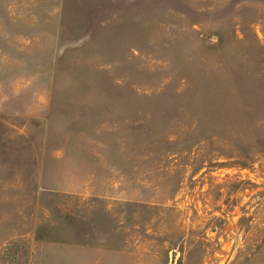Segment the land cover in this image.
<instances>
[{"label":"rangeland","instance_id":"obj_1","mask_svg":"<svg viewBox=\"0 0 264 264\" xmlns=\"http://www.w3.org/2000/svg\"><path fill=\"white\" fill-rule=\"evenodd\" d=\"M0 264H264V0H0Z\"/></svg>","mask_w":264,"mask_h":264}]
</instances>
